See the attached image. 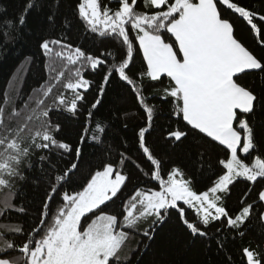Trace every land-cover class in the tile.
I'll list each match as a JSON object with an SVG mask.
<instances>
[{
	"label": "snow or ice",
	"instance_id": "6c2138e0",
	"mask_svg": "<svg viewBox=\"0 0 264 264\" xmlns=\"http://www.w3.org/2000/svg\"><path fill=\"white\" fill-rule=\"evenodd\" d=\"M115 2L117 7L113 8L103 0H82L78 13L91 32L119 41L118 53L102 52L94 56L61 40H44L40 45L46 54L64 60L66 69L76 66L63 84L65 90H71V99L60 94L49 102L55 85L45 84L23 102V107L16 109L11 97L6 103L13 106V111L6 114L5 108L0 107V193H4L0 199V218L16 208L12 203L13 189L16 181L25 180L23 169L31 170L30 157L34 151L46 153L39 157V162L42 168L47 165L52 180L30 231L0 223V264H119L128 259L123 253L133 235L151 239L156 225L164 222L170 210L177 212L192 235L204 237L208 235L205 229L215 222L230 229L242 228L256 210L257 202L245 203L246 194L240 210L230 214L225 197L239 178L253 183L258 178L264 179V149L258 148L253 126L247 119V114L253 113L259 103L258 96L238 82L240 74H264V53L255 54L237 38L233 22L222 9L245 19L260 38V47H264V13L241 5L239 0H142L143 10L137 0ZM31 7V3L26 6ZM26 15L27 11L20 15L18 24H24ZM4 25L9 31L3 36L5 40L11 39L13 22L4 21ZM166 34L174 38L172 42H168ZM53 46L62 51L54 53ZM137 49L143 53L146 71L133 77L130 65ZM85 67L104 71L92 109L100 105L111 78L118 75L131 86L146 116V126L137 133L138 149L152 165L150 178L157 182L158 190L136 189L122 201L119 214L106 209L114 198L120 199L130 180L125 165L133 162L124 153L118 154L116 163H104L90 174L80 190L64 189V184L78 170L81 147L74 149L58 139L62 126L53 119V114L64 111L75 115L80 111L84 92L93 83L83 76ZM163 76L171 81L169 87L160 90L163 95L160 92L152 97L146 95L144 78L160 81ZM64 77L65 71L61 70L55 79L59 82ZM150 98H159L162 103L170 102L171 98L175 102L172 115L189 126L188 131L179 128L169 131V139L180 141L189 132L198 130L226 146L228 156L219 161L223 174L211 187L197 192L179 167L163 170V161L154 155L146 141L158 113L157 106L149 104ZM92 117L89 110L81 144ZM95 129L97 133L105 131L99 123ZM92 139L102 143L95 133ZM60 150L74 152L76 156V161L63 171L52 162L53 156L62 155ZM254 152L260 154L253 156ZM241 154L253 157L252 163L241 159ZM57 197L59 206H55ZM257 201L264 204V189L258 192ZM184 205L193 210L195 219L187 218ZM16 210L25 212L23 207ZM259 218L264 223V211H259ZM142 224L148 227L141 232ZM8 232L21 234L23 242L18 245L7 239ZM14 252L18 255H13ZM243 253L247 264H264V250L246 247Z\"/></svg>",
	"mask_w": 264,
	"mask_h": 264
},
{
	"label": "trees",
	"instance_id": "16d2710c",
	"mask_svg": "<svg viewBox=\"0 0 264 264\" xmlns=\"http://www.w3.org/2000/svg\"><path fill=\"white\" fill-rule=\"evenodd\" d=\"M80 2L82 0H0V107L5 108L6 114L13 111V106L6 103L10 97L14 100L15 108L19 109L29 96H34L45 84L55 85L49 102L60 94L71 99V90H65L63 84L67 82L69 71H74L76 66H68L66 69L64 60L46 54L40 47L44 40H61L64 44L80 47L94 56L102 52H119V41L102 37L88 29L78 13ZM29 3L32 7L27 9ZM103 3L117 7L115 0H103ZM137 3L143 10L142 0H137ZM239 3L264 13V0H239ZM26 11L24 24H18L20 15ZM222 12L231 19L235 35L246 47L254 50L257 55L264 53V47L258 45L260 38L250 29L245 19L231 10L222 9ZM8 20L13 22L10 30L12 38L5 40L3 33L9 29L5 27L4 21ZM165 38L168 42L174 39L168 34ZM59 51H62L59 46H53L54 53ZM108 59L111 63L112 57L109 56ZM104 68L106 70L107 65ZM130 68V75L133 77L146 71V61L139 49L135 51ZM61 70L65 71V77L57 82L55 77ZM82 74L93 83L84 92L85 99L80 111L75 115L64 111L53 114V119L58 120L62 126L58 139L68 142L74 149L81 147L78 170L71 176L70 181L64 184V189L69 192L80 190L90 174L104 163H116L118 154L124 153L131 157L133 162L125 165L130 180L122 190L120 199L114 198L106 209L110 213L119 214L122 201L136 189H157V182L150 178L152 165L138 149L137 133L140 127L146 126L145 112L138 106L131 86L118 75L111 78L100 105L92 109L91 105L98 97V86L104 71H93L90 67H85ZM238 82L254 90L258 96L259 103L253 113L247 114V119L253 126L258 148L264 149V74H240ZM144 84L145 94L152 97L155 92L163 95L160 90L169 87L171 81L166 76L160 81H150L145 77ZM169 101L162 103L159 98L149 99V104L157 106L158 113L152 129L146 134V141L154 155L163 161V170L179 167L185 178L191 179L192 188L202 192L223 174L224 169L219 161L227 158L228 150L226 146L199 133L198 130L189 132L187 138L180 141L169 139V131L177 128L188 131L189 127L182 119L172 115L175 102L171 98ZM89 110L93 113L92 122L81 144ZM97 123L105 128L103 133L96 132ZM236 126L234 124V127ZM94 133L100 136L102 143L92 139ZM60 151L62 155L53 156L52 162L63 171L76 161V156L74 152ZM45 154L39 150L33 152L30 157L31 170L26 167L23 169L26 178L16 181L13 189L12 203L16 208L8 212L6 217L0 218V223L7 224L10 228L22 226L25 232L30 231L36 224L39 209L52 183L47 165L42 168L39 162V157ZM259 154L254 152L253 156ZM241 159L251 164L253 157L245 158L241 154ZM134 165H139V168ZM262 189L264 179L260 178L255 183L239 178L230 186V194L225 197L230 214L235 215L240 210L241 200L246 194L245 203L257 202L256 210L242 228L230 229L221 222H215L205 229L208 233L206 237L194 236L182 223L177 212L170 210L164 222L156 225L151 239L134 234L123 253L128 259H122L119 264H247L244 248L264 250V223L259 218V211H264V204L257 201V194ZM3 195L4 193H0V199ZM59 203L57 197L55 206H59ZM19 207L25 208V212L17 211ZM184 207L187 218L195 219L193 210H189L186 205ZM147 227V224H142L140 231ZM218 228L222 230L217 231ZM240 232L244 234L240 235ZM6 235L7 239L15 241L18 245L23 242L21 234L8 232ZM12 254L18 255L15 252Z\"/></svg>",
	"mask_w": 264,
	"mask_h": 264
},
{
	"label": "rangeland",
	"instance_id": "374dc122",
	"mask_svg": "<svg viewBox=\"0 0 264 264\" xmlns=\"http://www.w3.org/2000/svg\"><path fill=\"white\" fill-rule=\"evenodd\" d=\"M133 237H134V235H133ZM133 237H132V238H133ZM130 240H132V239H130ZM129 242H130V241L127 242V245H126L125 249L127 248ZM125 249H124V250H125Z\"/></svg>",
	"mask_w": 264,
	"mask_h": 264
}]
</instances>
